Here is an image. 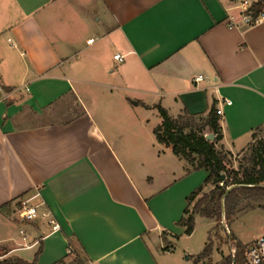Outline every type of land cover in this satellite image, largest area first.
<instances>
[{"label":"crops","instance_id":"crops-1","mask_svg":"<svg viewBox=\"0 0 264 264\" xmlns=\"http://www.w3.org/2000/svg\"><path fill=\"white\" fill-rule=\"evenodd\" d=\"M239 12L231 0H0V261L32 263L42 246L37 264L71 252L168 264L209 172L158 141L157 106L222 108L217 145L235 157L264 128V22L230 27ZM30 198L59 231L20 217Z\"/></svg>","mask_w":264,"mask_h":264},{"label":"trees","instance_id":"trees-1","mask_svg":"<svg viewBox=\"0 0 264 264\" xmlns=\"http://www.w3.org/2000/svg\"><path fill=\"white\" fill-rule=\"evenodd\" d=\"M253 9L257 13L264 12V0L255 1ZM157 108L163 119L162 124L155 130L158 141L172 147L173 152L187 160L193 168L206 169L209 172L205 183L189 196V206L185 210V216L179 221V225L186 227L188 236L194 233L198 216L214 220L218 225L222 224L225 218L229 224L245 201H264V141H261L253 152L249 164L241 163L235 168L232 167L233 154L219 149L217 145L223 134L220 115L215 105L206 117L201 118L188 113L173 118L161 105ZM211 133L215 135L214 140L207 138ZM209 185L213 186L212 189L205 192ZM232 239L236 240V237L232 235ZM246 247L247 245L239 242L235 257H226L222 264H234V260L235 264H244ZM41 252L42 246L32 263L22 259H6L0 261V264H37ZM213 252L211 233L205 249L196 257V264H212ZM69 256L56 264H68L71 257L74 258L75 264H86L84 257L79 253L71 252Z\"/></svg>","mask_w":264,"mask_h":264},{"label":"rangeland","instance_id":"rangeland-1","mask_svg":"<svg viewBox=\"0 0 264 264\" xmlns=\"http://www.w3.org/2000/svg\"><path fill=\"white\" fill-rule=\"evenodd\" d=\"M252 1L255 2L256 0ZM69 104L74 105L71 100ZM56 118L54 115L52 118L50 117V120ZM158 122L159 118L157 116H150L152 126ZM152 126H150L151 131ZM261 141H264V128L256 133L254 141L244 152L238 154L237 157L235 155L231 157L232 167L238 168L241 163L249 164L250 157L257 147H259ZM212 187V185H209L205 191H210ZM263 205L264 201H245L239 208L236 217L229 224L225 218L222 224L218 225L214 220L198 216L196 218L195 232L191 236H184L181 239L173 240L175 250L173 254L167 256L166 261L168 264H196V257L205 249L212 233L214 252L211 263L222 264L223 259L233 256V250L237 253V244L239 242L247 245L259 235H264ZM191 209H193V206ZM232 235L236 237V240L232 239ZM68 264H75L73 257L68 260Z\"/></svg>","mask_w":264,"mask_h":264},{"label":"built area","instance_id":"built-area-1","mask_svg":"<svg viewBox=\"0 0 264 264\" xmlns=\"http://www.w3.org/2000/svg\"><path fill=\"white\" fill-rule=\"evenodd\" d=\"M235 3L236 8L240 11L238 19L234 16L230 19V27H253L264 22V12H255L253 5L255 2L252 0H231ZM90 42H94L91 39ZM124 56L116 55L115 59L123 61ZM203 75L198 76L195 80L200 82L203 80ZM18 92L29 91L28 85H23L15 89ZM10 92L0 83V97L2 99L8 98ZM228 105L232 104L231 101H226ZM217 113L223 115V109L217 108ZM32 198L21 201V207L19 209V215L22 219L32 221L37 218L45 219L52 227V232H57L61 229L60 224L54 217L52 211L44 208V203L32 204ZM236 251L233 250V256L235 257ZM244 264H264V235H259L252 243L247 245L244 253Z\"/></svg>","mask_w":264,"mask_h":264},{"label":"water","instance_id":"water-1","mask_svg":"<svg viewBox=\"0 0 264 264\" xmlns=\"http://www.w3.org/2000/svg\"><path fill=\"white\" fill-rule=\"evenodd\" d=\"M207 138H208V140H214L215 139V135L213 133L208 134ZM223 177L225 178V176H223ZM234 264H235V260H234Z\"/></svg>","mask_w":264,"mask_h":264}]
</instances>
